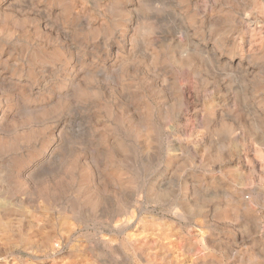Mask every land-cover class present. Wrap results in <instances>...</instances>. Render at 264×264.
Listing matches in <instances>:
<instances>
[{"label": "clouds", "instance_id": "obj_1", "mask_svg": "<svg viewBox=\"0 0 264 264\" xmlns=\"http://www.w3.org/2000/svg\"><path fill=\"white\" fill-rule=\"evenodd\" d=\"M0 264H264V0H0Z\"/></svg>", "mask_w": 264, "mask_h": 264}]
</instances>
